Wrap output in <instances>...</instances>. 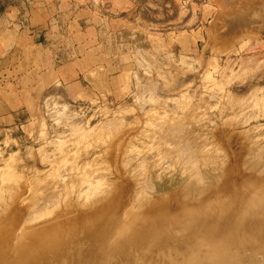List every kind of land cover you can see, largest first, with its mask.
<instances>
[{
	"label": "rangeland",
	"instance_id": "rangeland-1",
	"mask_svg": "<svg viewBox=\"0 0 264 264\" xmlns=\"http://www.w3.org/2000/svg\"><path fill=\"white\" fill-rule=\"evenodd\" d=\"M63 1L81 19L88 10L130 92L58 95L42 103L35 137L0 131V264H68L54 252L75 242L118 249L132 229L151 238L143 221L163 209L199 216L202 202L212 220L251 205L264 214V0ZM63 22L52 35L60 49Z\"/></svg>",
	"mask_w": 264,
	"mask_h": 264
},
{
	"label": "crops",
	"instance_id": "crops-1",
	"mask_svg": "<svg viewBox=\"0 0 264 264\" xmlns=\"http://www.w3.org/2000/svg\"><path fill=\"white\" fill-rule=\"evenodd\" d=\"M26 1L0 9V131L8 139L14 131L37 135L46 98L121 100L131 87L127 68L107 51L88 10L81 19L64 1ZM58 21L63 22V49L52 40Z\"/></svg>",
	"mask_w": 264,
	"mask_h": 264
},
{
	"label": "bare ground",
	"instance_id": "bare-ground-1",
	"mask_svg": "<svg viewBox=\"0 0 264 264\" xmlns=\"http://www.w3.org/2000/svg\"><path fill=\"white\" fill-rule=\"evenodd\" d=\"M198 184L200 185V183ZM145 186L147 185L145 184ZM187 188H189V186ZM252 188H255L254 185ZM233 194L235 193L233 192ZM251 195L252 194L249 196ZM262 195L264 196V192ZM229 196L231 195L228 194L226 197L229 198ZM238 196L240 197V195ZM245 197H247V195ZM251 197H253L252 199L255 201L260 198H258V195H252ZM232 198L233 197H230V200L226 199L227 201H225V203L227 202L226 204H228V201H231ZM218 202L220 207L222 202ZM230 203L232 202H229V206ZM203 204L205 203L203 202ZM222 205V207L225 208L224 204ZM197 207L200 212L199 216L194 212L193 208L185 213L179 211L180 214H175L173 213L174 211L170 210L171 212H168V210H162L160 207L162 212H156L152 216L154 220L145 219L143 221L145 229L148 227L149 230H152L151 238L147 235V230L142 232L139 229L131 228L136 235H134L135 239H133L131 243L119 239L118 249L111 244L112 247H110V245L109 247L105 245L104 250H94L96 247L86 248L83 244H80V242H75L69 245L70 247L65 246L63 250H60L56 255V252H54L52 258L54 261L59 262L65 258L68 264H191L193 262L198 264L202 261H210V264H244V262H247L246 264H264V214L261 215L263 212H261V209H259L261 213H256L257 210L252 208V205L250 207L244 206L242 210L243 214H239L238 212H241V209L238 210V207L235 206V208L237 207V211H233L230 215L229 212L231 211L227 210V212L225 210L229 216L227 215V217L220 220L217 218L212 220L210 218L214 213L211 212L209 213L211 215H209L206 209L204 211L205 206L203 207L202 202H200ZM215 207H218L217 203L214 209L211 208L212 211L215 210ZM177 208L180 210L179 207ZM157 209L160 210L159 208ZM201 209L203 210L201 211ZM231 210H234L232 209V204ZM222 211L219 210L218 215L224 212ZM172 213L176 219L175 223L170 224L171 222L167 219H172ZM226 213L224 212V214ZM138 226H140V224ZM125 229L128 230L127 228ZM129 231L130 230H128V232ZM125 233L124 230L123 236H125ZM127 234L128 233H126L124 238L127 237ZM151 239H154L155 242ZM120 248L122 249L119 250ZM246 250L250 252V260L245 256ZM254 260H259L260 262L256 263ZM50 264L54 263L51 261Z\"/></svg>",
	"mask_w": 264,
	"mask_h": 264
},
{
	"label": "built area",
	"instance_id": "built-area-1",
	"mask_svg": "<svg viewBox=\"0 0 264 264\" xmlns=\"http://www.w3.org/2000/svg\"><path fill=\"white\" fill-rule=\"evenodd\" d=\"M57 98H58V97H55V98H46V100L43 101L44 108L46 107V109H47V104L49 105L50 103H53ZM52 106H53V108H55V107L62 108L63 106H65V107H66L65 110L68 108V105H67V104H58V105L56 106L55 103H54V104H52ZM52 106H51V107H52ZM70 107H71V106H70ZM83 108H84V107L79 106L78 109H74V111L82 112V111H84ZM77 112H74V113L76 114ZM77 114H79V113H77Z\"/></svg>",
	"mask_w": 264,
	"mask_h": 264
},
{
	"label": "water",
	"instance_id": "water-1",
	"mask_svg": "<svg viewBox=\"0 0 264 264\" xmlns=\"http://www.w3.org/2000/svg\"><path fill=\"white\" fill-rule=\"evenodd\" d=\"M238 22H239V24H241L242 23V20H238Z\"/></svg>",
	"mask_w": 264,
	"mask_h": 264
}]
</instances>
